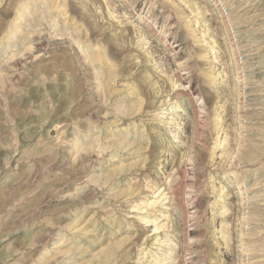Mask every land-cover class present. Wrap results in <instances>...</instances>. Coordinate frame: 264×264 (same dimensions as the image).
Listing matches in <instances>:
<instances>
[{"label": "rangeland", "instance_id": "1", "mask_svg": "<svg viewBox=\"0 0 264 264\" xmlns=\"http://www.w3.org/2000/svg\"><path fill=\"white\" fill-rule=\"evenodd\" d=\"M0 264H264V0H0Z\"/></svg>", "mask_w": 264, "mask_h": 264}]
</instances>
